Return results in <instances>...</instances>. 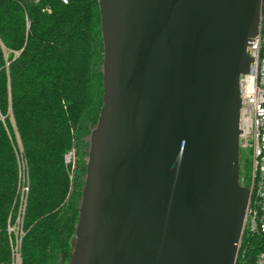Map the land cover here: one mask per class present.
Masks as SVG:
<instances>
[{"label": "water", "instance_id": "1", "mask_svg": "<svg viewBox=\"0 0 264 264\" xmlns=\"http://www.w3.org/2000/svg\"><path fill=\"white\" fill-rule=\"evenodd\" d=\"M102 105L68 264H237L240 76L263 0H97Z\"/></svg>", "mask_w": 264, "mask_h": 264}, {"label": "trees", "instance_id": "2", "mask_svg": "<svg viewBox=\"0 0 264 264\" xmlns=\"http://www.w3.org/2000/svg\"><path fill=\"white\" fill-rule=\"evenodd\" d=\"M97 0H0V264H9L17 133L29 192L22 264H68L85 175L87 137L102 105ZM77 152L70 179L64 155ZM264 238L244 234L237 264H254Z\"/></svg>", "mask_w": 264, "mask_h": 264}, {"label": "built area", "instance_id": "3", "mask_svg": "<svg viewBox=\"0 0 264 264\" xmlns=\"http://www.w3.org/2000/svg\"><path fill=\"white\" fill-rule=\"evenodd\" d=\"M40 0H34L38 3ZM66 5L70 0H58ZM251 59L248 73L240 76L239 94V154L251 155V170L246 188L249 197L243 221V236L264 238V0L260 17L259 33L247 47ZM13 149L17 162V191L13 202L14 215L7 220L6 234L9 244V264H22L23 221L29 192L26 161L20 139L16 132ZM75 150L64 155V165L73 163ZM71 179V175H70ZM242 236V239H243ZM242 242V240H241ZM254 264H264V248L257 255Z\"/></svg>", "mask_w": 264, "mask_h": 264}, {"label": "rangeland", "instance_id": "4", "mask_svg": "<svg viewBox=\"0 0 264 264\" xmlns=\"http://www.w3.org/2000/svg\"><path fill=\"white\" fill-rule=\"evenodd\" d=\"M239 158H240L241 163L245 165V168H244L245 172L243 174V178L245 179L244 183L246 185H248L249 177H250V170H251V155H249V154L246 155L245 153H240ZM76 166H77V152L75 150L73 163L68 166L71 176L74 174Z\"/></svg>", "mask_w": 264, "mask_h": 264}, {"label": "flooded vegetation", "instance_id": "5", "mask_svg": "<svg viewBox=\"0 0 264 264\" xmlns=\"http://www.w3.org/2000/svg\"><path fill=\"white\" fill-rule=\"evenodd\" d=\"M245 165L241 163V161L239 162V179H240V183L242 186L246 187L247 185L244 183L245 179L243 178V174L245 172L244 170Z\"/></svg>", "mask_w": 264, "mask_h": 264}]
</instances>
